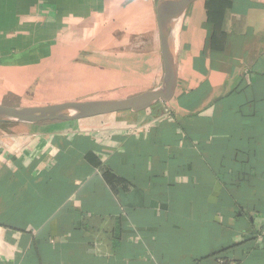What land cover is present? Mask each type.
<instances>
[{"label": "crops", "instance_id": "obj_1", "mask_svg": "<svg viewBox=\"0 0 264 264\" xmlns=\"http://www.w3.org/2000/svg\"><path fill=\"white\" fill-rule=\"evenodd\" d=\"M156 2L0 0V90L158 87ZM171 41L169 102L2 133L0 264H264V0H196Z\"/></svg>", "mask_w": 264, "mask_h": 264}, {"label": "water", "instance_id": "obj_2", "mask_svg": "<svg viewBox=\"0 0 264 264\" xmlns=\"http://www.w3.org/2000/svg\"><path fill=\"white\" fill-rule=\"evenodd\" d=\"M196 0H157L156 21L163 61L160 85L142 93L118 99L81 98L32 106L0 104V124L67 122L123 111L140 112L158 102H169L177 86V64L171 41L173 23Z\"/></svg>", "mask_w": 264, "mask_h": 264}, {"label": "rangeland", "instance_id": "obj_3", "mask_svg": "<svg viewBox=\"0 0 264 264\" xmlns=\"http://www.w3.org/2000/svg\"><path fill=\"white\" fill-rule=\"evenodd\" d=\"M42 45V46H41ZM39 45L38 48V52H34L31 56H27L24 58H10L7 57L4 62L6 69H5V77L7 80H10L11 82H15V78L14 76H17V74H15V69L13 68L14 66L19 65L21 62H32V61H38V62H43V64L45 63V59L44 57L38 56V54H44L45 51H47L49 49L48 45L46 46V44H41ZM105 42L100 43V49H104L105 48ZM2 59H0L1 61ZM57 62V60H56ZM9 67V68H8ZM40 67V66H37ZM36 69V67L34 68H25L24 71L27 73V75H32V70ZM1 70V68H0ZM23 71V70H22ZM21 71V73H22ZM17 84V83H16ZM48 85H50L48 83ZM13 86L14 83H6V87L4 89V91L0 90V104L3 105H9V106H32V105H43V104H49V103H58V102H64L63 101V97H60L62 95H49L46 94V92H44L43 90L40 91L39 93L41 94H36V91L32 90H25L24 93H26L25 96L21 95V96H17L15 95V93L13 92ZM108 95L106 94H102L99 95L96 98H106L108 97ZM91 98V97H90ZM71 100H76V99H71ZM18 127H24V126H17V124H0V136H2V133H5L9 136V134H13L15 129H18ZM1 139L3 137H0ZM1 141V140H0Z\"/></svg>", "mask_w": 264, "mask_h": 264}, {"label": "bare ground", "instance_id": "obj_4", "mask_svg": "<svg viewBox=\"0 0 264 264\" xmlns=\"http://www.w3.org/2000/svg\"><path fill=\"white\" fill-rule=\"evenodd\" d=\"M177 28H178V26H177V27L175 26V29H177ZM176 31H177V30H176Z\"/></svg>", "mask_w": 264, "mask_h": 264}, {"label": "trees", "instance_id": "obj_5", "mask_svg": "<svg viewBox=\"0 0 264 264\" xmlns=\"http://www.w3.org/2000/svg\"><path fill=\"white\" fill-rule=\"evenodd\" d=\"M9 174V173H8ZM10 175V174H9Z\"/></svg>", "mask_w": 264, "mask_h": 264}]
</instances>
